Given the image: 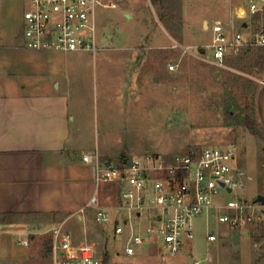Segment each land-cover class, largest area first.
<instances>
[{
    "label": "rangeland",
    "instance_id": "rangeland-1",
    "mask_svg": "<svg viewBox=\"0 0 264 264\" xmlns=\"http://www.w3.org/2000/svg\"><path fill=\"white\" fill-rule=\"evenodd\" d=\"M250 4L251 0H98L96 35L100 50L95 56L71 52L64 63L73 87L81 85L86 95L83 111L86 135L90 136L85 147L93 150L99 146L104 129L116 126L108 121L115 117L118 106L105 98L101 57L122 51L127 54L122 63L128 64L124 76L127 103L120 106V129H126L125 138L118 151L103 161L118 165L123 162V152L126 157L157 155L170 159L192 150L232 147L238 171L251 174L254 188L259 184V189L264 178V47H248L239 56L230 57L226 68L207 61L213 52L208 47L212 32L206 19L210 25L221 20L245 34L264 31V11L251 16ZM131 6L143 7L140 18L128 19L125 14H136ZM2 8H8L14 27L23 28L26 0H13ZM238 10L244 14L238 16ZM168 29L176 31L174 40L165 36ZM160 43L170 48L160 50ZM200 50H206L205 54ZM142 52L149 56L140 58ZM164 63L177 67L173 72L168 70L169 80L166 77L158 87L157 73ZM247 119L253 131L245 125ZM103 194L105 206L117 204L116 187L108 186ZM76 216L67 229L74 240L93 244L105 264H192L194 260H204V264H257L254 236L216 224L217 240L210 243L204 218L196 219L195 240L177 257L168 256L153 243V237L142 252L128 257L124 254L127 235L115 236L112 226L95 224L90 213L85 214L86 222H80V227L76 220L81 216ZM58 222L61 219L41 216L0 217V264H25V259L30 264H52L51 256L43 252L50 239L44 232ZM20 237L26 245L17 243Z\"/></svg>",
    "mask_w": 264,
    "mask_h": 264
},
{
    "label": "built area",
    "instance_id": "built-area-1",
    "mask_svg": "<svg viewBox=\"0 0 264 264\" xmlns=\"http://www.w3.org/2000/svg\"><path fill=\"white\" fill-rule=\"evenodd\" d=\"M26 2L24 48L41 52H87L93 56L98 53V0ZM249 11L251 16L263 12L264 0H251ZM209 30L212 39L208 47L213 58L207 61L220 68H226L230 57L239 56L248 47H264V31L245 34L221 20H215ZM176 67L168 64L171 72ZM236 158L232 147L216 146L179 153L170 159L130 155L125 164L106 165L95 151L83 160L95 166L97 190L76 215L82 218L88 208H93L95 224L112 226L115 236L127 235L124 254L128 257L142 252L150 244L149 237L168 256L177 257L194 242L196 219L204 218L208 242L217 240L216 224L244 236L252 235L257 245V264H264V200L256 201L260 196L264 198V178L259 189V184L254 188L255 178L238 171ZM103 184H112L117 189L114 207L101 205L98 191ZM225 195L232 198L226 200ZM67 222L64 220L44 232L52 240V264H105L93 244L74 242L66 228ZM17 243L26 245L21 237ZM192 264H204V260H194Z\"/></svg>",
    "mask_w": 264,
    "mask_h": 264
},
{
    "label": "crops",
    "instance_id": "crops-1",
    "mask_svg": "<svg viewBox=\"0 0 264 264\" xmlns=\"http://www.w3.org/2000/svg\"><path fill=\"white\" fill-rule=\"evenodd\" d=\"M12 2L0 0V215L43 217L57 214V220H68L69 224L72 217L88 204L97 188L95 166L85 162L83 157L98 151L103 160L118 151L121 140L125 138L126 129H120L123 121L120 106L127 103L124 76L128 64L122 63L127 54L120 51L101 57L106 81L105 98L114 100L118 106L115 117L108 121L116 126L106 127L102 142L91 150L84 145L86 137L90 136L89 133L86 135L83 111L86 95L81 85L73 87L70 70L64 66L71 52H41L24 48L23 28L19 27V31L14 27L8 8H2ZM131 7L136 14H125L129 15L128 19H133V16L140 18L143 7ZM240 13L244 14L238 10L237 15ZM206 22L210 27L207 19ZM175 33V30L168 29L165 36L174 40L172 35ZM159 37L162 35L156 37L157 42ZM158 48L165 50L170 47L160 43ZM148 56L147 53H139L140 58ZM166 77L169 80L168 64L164 63L157 73L158 87ZM107 162L104 164L116 165ZM103 185L100 198L102 206H105V188L115 186ZM91 209L88 208L86 213L94 217L95 210L92 212ZM76 221L81 227L80 222H86L85 215ZM32 238L36 237L32 235ZM24 263L30 264V261L25 259Z\"/></svg>",
    "mask_w": 264,
    "mask_h": 264
},
{
    "label": "trees",
    "instance_id": "trees-1",
    "mask_svg": "<svg viewBox=\"0 0 264 264\" xmlns=\"http://www.w3.org/2000/svg\"><path fill=\"white\" fill-rule=\"evenodd\" d=\"M151 1H153L154 3L156 2V0H151ZM179 29V28H178ZM245 125L250 129V130H252L253 131V127H252V125H251V122H250V119H247L246 120V122H245ZM5 216H7V217H22V216H26V217H29V216H34V217H37V216H39V215H19V214H9V215H0V217H5ZM44 218L46 217V218H48V219H56L57 218V214H50V215H46V216H43ZM51 239H49V240H46V242H45V254L46 255H49L50 254V252H51Z\"/></svg>",
    "mask_w": 264,
    "mask_h": 264
},
{
    "label": "water",
    "instance_id": "water-1",
    "mask_svg": "<svg viewBox=\"0 0 264 264\" xmlns=\"http://www.w3.org/2000/svg\"><path fill=\"white\" fill-rule=\"evenodd\" d=\"M127 17H129V15H127ZM200 52L202 53V54H204L205 53V50H200ZM126 154H123V163L125 164L126 163ZM264 200V198L262 197V196H260L256 201L258 202V201H263ZM247 235V234H246Z\"/></svg>",
    "mask_w": 264,
    "mask_h": 264
}]
</instances>
